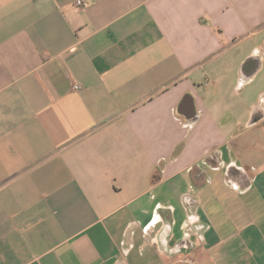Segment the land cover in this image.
Wrapping results in <instances>:
<instances>
[{
  "label": "crops",
  "instance_id": "1",
  "mask_svg": "<svg viewBox=\"0 0 264 264\" xmlns=\"http://www.w3.org/2000/svg\"><path fill=\"white\" fill-rule=\"evenodd\" d=\"M187 255L264 264V0H0V264Z\"/></svg>",
  "mask_w": 264,
  "mask_h": 264
},
{
  "label": "built area",
  "instance_id": "2",
  "mask_svg": "<svg viewBox=\"0 0 264 264\" xmlns=\"http://www.w3.org/2000/svg\"><path fill=\"white\" fill-rule=\"evenodd\" d=\"M77 3L79 4L80 2L78 1ZM72 89L73 90H79L80 85L79 84H73ZM183 261L186 264H198V262L196 261V259L192 255H187L186 257H184Z\"/></svg>",
  "mask_w": 264,
  "mask_h": 264
}]
</instances>
